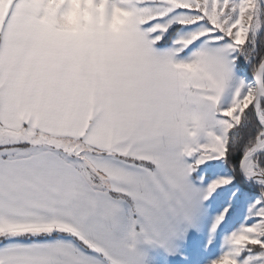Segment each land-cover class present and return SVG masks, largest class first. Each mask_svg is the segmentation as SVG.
I'll use <instances>...</instances> for the list:
<instances>
[{
	"label": "snow or ice",
	"instance_id": "obj_1",
	"mask_svg": "<svg viewBox=\"0 0 264 264\" xmlns=\"http://www.w3.org/2000/svg\"><path fill=\"white\" fill-rule=\"evenodd\" d=\"M150 248L264 264V0H0V264Z\"/></svg>",
	"mask_w": 264,
	"mask_h": 264
},
{
	"label": "crops",
	"instance_id": "obj_2",
	"mask_svg": "<svg viewBox=\"0 0 264 264\" xmlns=\"http://www.w3.org/2000/svg\"><path fill=\"white\" fill-rule=\"evenodd\" d=\"M193 231H195V230H193ZM160 260H163L162 250L150 248L148 250V264H152V263L159 264V262L160 263L162 262Z\"/></svg>",
	"mask_w": 264,
	"mask_h": 264
},
{
	"label": "rangeland",
	"instance_id": "obj_3",
	"mask_svg": "<svg viewBox=\"0 0 264 264\" xmlns=\"http://www.w3.org/2000/svg\"><path fill=\"white\" fill-rule=\"evenodd\" d=\"M208 235H209V233H208V231H207V228H206L203 232L197 233V236L200 238L201 242H202V243H205V244H206V242H207V237H208ZM222 242H223V238H222V237H220V238L217 239V241H216V248L213 249V254L218 253V251H219V246H220V244H221ZM160 261H162V260H160ZM152 264H154V263H152ZM159 264H162V262H161V263L159 262Z\"/></svg>",
	"mask_w": 264,
	"mask_h": 264
}]
</instances>
